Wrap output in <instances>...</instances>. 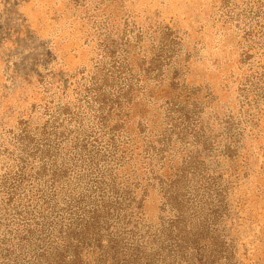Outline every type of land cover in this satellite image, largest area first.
I'll return each instance as SVG.
<instances>
[{"label":"rangeland","instance_id":"1","mask_svg":"<svg viewBox=\"0 0 264 264\" xmlns=\"http://www.w3.org/2000/svg\"><path fill=\"white\" fill-rule=\"evenodd\" d=\"M0 264H264V0H0Z\"/></svg>","mask_w":264,"mask_h":264}]
</instances>
